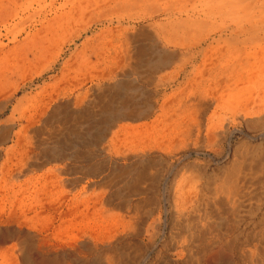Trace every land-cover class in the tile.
<instances>
[{"label": "bare ground", "instance_id": "1", "mask_svg": "<svg viewBox=\"0 0 264 264\" xmlns=\"http://www.w3.org/2000/svg\"><path fill=\"white\" fill-rule=\"evenodd\" d=\"M149 5L151 13L146 11ZM29 7V16L12 24L8 32L13 46L0 51V98L12 91L6 103H0V111L7 102L12 103L10 99L21 89L33 95L32 99L41 101L29 114L19 118L20 122L25 121L19 127L14 112L0 122V203L9 213L4 222L17 226L16 231L10 230L8 238L21 236L12 248L3 249L0 264L15 263L16 253L24 264H31L34 260L29 250L44 264H71L70 261L60 263V251L78 252L80 241L98 264H136L125 249L108 258L99 257V253L104 246L126 240L141 245L139 205L127 198L141 193L139 183L145 171L149 173L151 168L157 167L159 177L163 161L178 159L179 163V158L190 150L201 155L204 145L212 147L228 138L232 140L243 115H264V86L260 83L264 78L263 67L255 65L257 56L264 53V0H35ZM146 41L151 44L144 45ZM135 57L140 58L141 70L147 68V77L154 85L150 100L141 99L144 92L136 79H131ZM10 67L15 76L22 80L27 78L28 82L23 80L26 84L22 82L24 85L18 86L1 79L2 73ZM169 67L173 71L168 75L156 76ZM38 82L36 89L29 93ZM256 88L262 90L261 104L257 101L258 105L253 107L241 105L242 94L243 97L246 93L254 95ZM47 114L50 116L47 124L59 120H69L70 124H63L64 129H57L47 141H38L46 146L43 157L57 162L40 174L43 164L33 151L30 131ZM98 119L103 121L95 122ZM121 121L127 123L118 126L117 122ZM81 125L98 127L94 141L99 144L105 161L89 174L98 176L109 172L98 183L91 179H70L69 175L74 176L73 167L61 163L81 156L67 155L59 144L91 142L77 131ZM226 154L237 158L238 151L233 154L230 145ZM125 174L134 178L122 179ZM229 175V186L226 189L224 183L216 189L215 201L221 200L224 193L228 203L236 198L239 179L235 168ZM122 182L123 186L117 188ZM104 184L117 189L111 195H95ZM71 189L78 191L76 200H71V207L75 206L78 211L90 209L94 211L92 215H100L120 206L136 213L127 211L129 216H111V224L101 232L83 230L68 240L49 236L38 239L32 231L37 229L38 216L49 209L45 203L49 202L47 197L54 198L56 194L68 197ZM90 190L93 196L88 195ZM165 192L172 196L175 223L181 225L189 222L190 215L197 211L203 184L199 176L185 172L170 188L167 184ZM162 203L165 204L163 200ZM33 210L35 217L30 215ZM1 216L0 220H4ZM182 227L186 233L169 243V252L178 257L177 261H172L174 264L190 256V246L183 239L195 235L189 233V224ZM177 238L180 241H176ZM80 255L86 262L82 251ZM248 257L250 264H264V251L259 247L248 252Z\"/></svg>", "mask_w": 264, "mask_h": 264}, {"label": "rangeland", "instance_id": "2", "mask_svg": "<svg viewBox=\"0 0 264 264\" xmlns=\"http://www.w3.org/2000/svg\"><path fill=\"white\" fill-rule=\"evenodd\" d=\"M34 1L35 0H0V26H1L0 29L2 30V31L0 30V35H1L0 43L4 44L3 46H6L4 49V47L0 45V51L8 50L9 47L13 46L10 44L11 35L8 32L12 29L11 27L12 24H14L18 20L25 19L29 16L30 14L29 6H31V4ZM146 11L148 13H151L152 7L149 5ZM20 15L22 17H20ZM8 22H10V24H8ZM144 24L148 25L149 22ZM148 44H151V42L146 41L144 43V45H148ZM138 61H140V58L136 59L135 57L133 64L131 66V70L133 71L132 72L133 75L131 79H136L139 89L144 92V94L141 96V99L143 98L146 100H150L151 98L150 91L154 88L153 87L154 85L152 84L151 80L147 77L148 76V73H146L147 68L143 67L141 70L140 68L141 65L138 63ZM255 65L258 67L262 66L264 73V53H261L257 56V59H255ZM137 66L138 68H136ZM133 68L135 69V71L133 70ZM11 69H12L11 67L10 69H6L2 73L3 76L1 75V79L3 78L4 81H8L9 83L12 82V84L18 86H23L28 82L26 80L27 78L23 79L26 80L25 83L21 78L15 76V74ZM171 71H173V68L169 67L163 69L156 76L163 77L165 75H168ZM7 75H9V77ZM10 75L13 76L11 77ZM255 75L257 76V72L255 73ZM22 82H24V84ZM260 83H262L263 84L262 86H264V78L260 81ZM38 84L40 83L39 82L35 83L34 87L32 89L30 88L28 92L30 93L32 90L36 89L35 86H37ZM22 91L23 90L21 89L19 93L14 94V96L11 98L12 100L10 99V101H12L13 104L11 102H7L5 108L0 111V122L9 118L10 117L9 114L12 116L13 115L12 112H14L16 117L15 120L17 119L16 122L18 123V127H19V124L25 123V121L20 122L19 118H21L23 114L24 115L29 114L30 113L29 111H32L33 107L40 104L41 102L39 101L40 99L39 100L32 99L31 96L33 95L30 94L27 95V92L24 91L22 92ZM10 94H12V91L8 92L7 94L8 96L6 95L1 97L0 103H6L5 100H7ZM261 95H262V90H259V88L255 89L254 95H251V93H246L243 97L242 94L240 100L242 103L241 105L245 106L247 104L246 106L249 107H253L258 104L260 105ZM244 99H246V101L249 100V102L248 101L246 102ZM257 101H259L258 104ZM26 102L30 107L26 104ZM244 102L245 104H243ZM248 103H250L251 106ZM10 109L12 111H10ZM49 114L43 117L41 123L36 125L33 128V130L30 131L33 151L37 154L38 161L43 164L42 170L39 171L40 174L43 173L44 171H47L49 168H52L55 164H57V162H53L50 159L43 157L44 148L46 146L38 144V141L48 139L49 137L52 136V134L57 132V129H61V128L64 129L63 124H70L69 120L66 121L64 120V122H61L59 120V122H51L47 124L46 121L50 117ZM107 114L108 113H103L102 115H107ZM97 121L102 122L103 119H98L95 122ZM71 123H75V122L71 121ZM91 123L92 122H90L89 124ZM124 123L127 122L126 121L117 122L118 126L123 125ZM117 127L114 128L113 131L117 130ZM237 128L238 131L236 134L239 136L235 135L232 140L228 138L225 141H222V143L218 145H214L212 147H206V145H204L202 147L204 153L201 155H197L196 153L191 152L190 150L189 152L190 154L185 153L179 158V163L177 161L178 159L173 161L171 160L163 161V164H161V166L159 167L161 173L159 177H158L157 167L151 168L149 170L150 171L149 173L145 171L144 173L145 176L143 175V178L141 179V183H139L141 184V193H135L133 196L127 198V200H131L133 201L134 204L139 205V214L141 216V245L136 243V241L126 240L124 243L121 244L116 243L108 247L104 246L103 250L101 249L99 253V257L102 256L108 258L114 255L115 253H118L120 249H125L129 254L130 258H134L132 260H134L136 264H174L172 261H177L178 257L176 256V253L169 252V243L172 239L174 238L176 239L177 236H182L184 233H186V230H184L182 226H187L188 224L190 225V229H191L189 230L190 231L189 233L195 235L190 239L188 238L183 239V241L184 240L187 241V243L190 246L191 253L189 257H187L182 262H178V264H207L208 260L210 261V262L208 261V264L210 263L211 264H223V263L250 264L248 252L254 251L256 247H259L260 249H262V251H264V115H252L248 117L243 115L241 121L237 125ZM78 129H80L77 131H81V135L84 134L82 138H86V137L90 138L91 142H87V143L70 142L67 144V146H64L63 144H59L58 147H60V149L65 148V150L64 149L63 150L66 152L67 155L76 154L81 156L78 158L76 157V158L66 159L67 161L65 160L61 163H63L66 166L73 167L74 176L69 175L70 179H83L85 181L91 179L92 181H96L98 183L102 181L104 177L107 176L106 174L109 173L107 172L105 174L98 176H93L89 174V171L91 170L94 171V167L100 165L102 162L105 161L104 155H102V153L100 152L99 144H96V142L94 141L97 132L96 130L98 129V127L95 126L93 127L91 125L89 126L81 125L79 126ZM45 133L46 136L44 135ZM227 142H229V144H227ZM230 145L233 147V154L234 151H238L237 158L226 154L229 152ZM86 155L89 157L87 158L82 157ZM153 156H156V154H153ZM232 168H235L239 179V184L237 186V191H236V198L232 200L231 203H228L225 200L226 194L224 193V195L222 194L223 197L221 198V200L215 201L214 197L216 194V189L222 186L224 183L226 189L229 186L228 178L230 176L229 174ZM201 169L204 170V172H201ZM185 172L190 173L194 177L197 176L200 177L201 183L203 184V193L199 198V207L197 211L193 212L190 215V221L185 224L176 225L175 217L171 205L173 199L170 193L169 194L167 193L168 196L166 195L165 187L168 184V187L170 188L173 181L175 179H178L181 176V174ZM166 174L168 175L167 177ZM121 178L125 180H132L134 178V175L125 174ZM166 178H168L167 181ZM102 183H104V181ZM123 184L124 182L119 183V186H117V188L122 187ZM82 185H85V183L82 182ZM117 188H111L109 187V185L108 186L101 185L95 191V195H98L100 193L111 195L116 191ZM77 189H79V187ZM69 193L71 195L69 194L68 197L67 196L63 197L64 199L60 194L59 195L61 196V198L60 196H58V194L53 195L54 198L51 195L47 197L49 202H52L49 203L48 201L47 202L45 201V203H48V205L46 204V207L49 208L47 209L49 211L46 210L44 212V214L46 213L45 214L46 216H44V214L38 216L39 219L37 218L38 220L36 223L37 229L35 231H32L33 233H36L38 235V239L49 236V238L52 239L64 238L63 240H68L67 239L68 237L70 238L75 235H78L79 231L83 232V230L84 231L88 230L87 231L88 233H92L94 231L101 232L104 231V229L108 228V225L111 224L110 222L111 216L118 214L127 216L129 211H131L130 212L131 214L136 213L133 210L122 209L120 206H117V207H113L109 213L100 214L101 216L99 215V213H95L94 216L92 215L94 211L92 212L90 209H85V210L80 209L81 211H78V209L75 206H72L73 207L72 208L71 200H76L75 196L78 193V191L76 193V190L71 189ZM72 195L74 197H72ZM88 195L93 196L94 195L93 191L90 190ZM56 196H58L59 198L58 197L56 198ZM118 197L119 196H117V198ZM162 200L163 202H165L164 205L162 203ZM119 201L120 200L117 199V203ZM61 203L63 205L65 204L64 208ZM1 204L2 203H0V209H1L0 215H2L1 217H4V220H0V224H1L0 253L2 254V251L12 248L16 243L17 239L21 238V236L20 235L18 237L16 236L17 237L16 239H14L15 236L13 238H8V236L10 235L9 234L10 230L14 229L16 231L17 226H15V224L13 223L7 224L4 222L6 221V218L9 216L8 215L9 213L8 211L6 212L5 210L6 207L3 206V204L2 205ZM51 204L54 207L56 206L55 209L54 207L52 209L50 208L52 207ZM57 206L62 208H59ZM56 208L57 209L59 208L58 210H60L61 212L58 211ZM52 210L55 212H53ZM56 210L58 211V214ZM69 212H71V214ZM87 212L91 216H89ZM30 215L31 217H35V210H33ZM53 216L55 217L53 218ZM85 216L86 218L83 219ZM79 217H81V219H79ZM61 218L62 219L65 218V219L62 220ZM59 219H61V222ZM76 219L77 220L79 219L80 221L79 220L77 221ZM91 219L93 221H91ZM72 220L74 221L76 220V221L74 222ZM3 222L5 223V225ZM86 224L88 225L85 226ZM39 225L41 226V228H39ZM51 226L54 227V229ZM70 226H72L73 229L72 227L70 228ZM80 227L81 229H79ZM69 231L72 233V235ZM56 233L58 234L57 236ZM62 233H64V237L61 235ZM38 239L35 240V242H37ZM176 241H180V239L177 238ZM79 243L77 244V246L78 248H80V251H82L85 254L86 262L83 261L79 250L77 252L75 250L65 249L60 251V255L58 257L59 260L61 259L60 263L70 261L73 262L71 264H94V263L98 264L94 260L95 256H93L89 251L83 249L84 247L81 241ZM28 252L31 257V260L32 261L34 260L31 264H44L43 261H41L36 257L35 252H32V250H29ZM16 256L18 259L13 260L15 261V263L13 262V264H24L22 259H20V254L16 253ZM145 257L147 260H145Z\"/></svg>", "mask_w": 264, "mask_h": 264}]
</instances>
